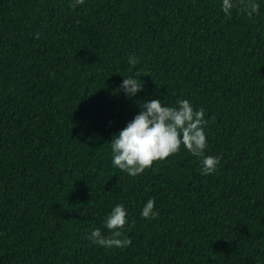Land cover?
<instances>
[{
  "label": "trees",
  "instance_id": "1",
  "mask_svg": "<svg viewBox=\"0 0 264 264\" xmlns=\"http://www.w3.org/2000/svg\"><path fill=\"white\" fill-rule=\"evenodd\" d=\"M235 2L0 0V264H264V0ZM178 96L205 109L215 170L183 145L135 176L113 166L139 104ZM121 202L130 243L89 241Z\"/></svg>",
  "mask_w": 264,
  "mask_h": 264
},
{
  "label": "clouds",
  "instance_id": "2",
  "mask_svg": "<svg viewBox=\"0 0 264 264\" xmlns=\"http://www.w3.org/2000/svg\"><path fill=\"white\" fill-rule=\"evenodd\" d=\"M83 0H68L70 8L82 4ZM220 9L227 16L237 8L235 0H220ZM257 0H240V9L251 16L257 12ZM39 36V33H36ZM127 62L134 65L137 57L127 56ZM140 74L124 76L118 85L126 97L134 96L143 87ZM205 109L196 107L183 96H178L174 103L163 102V98H146L139 104V110L118 129L111 137V163L129 176H135L151 166L153 161L164 159L179 151L183 145L198 157L201 174L213 172L220 160L219 154L205 153L207 138L205 133ZM154 198L148 197L141 206L140 215L151 218L158 214L154 207ZM127 209L124 204L115 203L105 214L102 225L109 229L102 232L100 227H91L85 233L94 244L110 248L125 247L130 243L122 230L127 222ZM259 264V261L257 262Z\"/></svg>",
  "mask_w": 264,
  "mask_h": 264
}]
</instances>
